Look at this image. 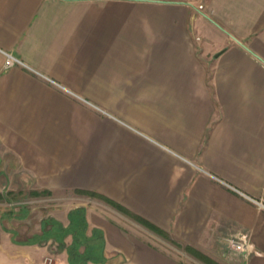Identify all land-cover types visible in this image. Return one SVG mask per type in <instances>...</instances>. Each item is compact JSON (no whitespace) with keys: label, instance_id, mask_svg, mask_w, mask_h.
Listing matches in <instances>:
<instances>
[{"label":"crops","instance_id":"1","mask_svg":"<svg viewBox=\"0 0 264 264\" xmlns=\"http://www.w3.org/2000/svg\"><path fill=\"white\" fill-rule=\"evenodd\" d=\"M196 2L0 0V264H264V0Z\"/></svg>","mask_w":264,"mask_h":264},{"label":"rangeland","instance_id":"2","mask_svg":"<svg viewBox=\"0 0 264 264\" xmlns=\"http://www.w3.org/2000/svg\"><path fill=\"white\" fill-rule=\"evenodd\" d=\"M206 3L205 0H197L196 2L200 10H205ZM9 181L10 180L7 178L0 179V193L3 194L5 198L0 201V215H2L6 221L11 220V222H7V225L14 231L17 229L24 232L25 227L28 226V234H34V232L40 228L41 219H44L49 212L48 208L50 207L47 206L60 204V198L52 196L46 191L35 192L24 189L21 192H16L9 188ZM6 185L9 189H4ZM83 196L84 195L81 194L70 195L68 203L76 205L78 199ZM90 197L99 200L102 199L101 196L95 197L90 195Z\"/></svg>","mask_w":264,"mask_h":264},{"label":"trees","instance_id":"3","mask_svg":"<svg viewBox=\"0 0 264 264\" xmlns=\"http://www.w3.org/2000/svg\"><path fill=\"white\" fill-rule=\"evenodd\" d=\"M48 194H49V193H48ZM88 194L91 195V196H95V197L98 196V197H99V195L96 194V193H88ZM4 199H5V198H4L3 194L0 193V201H2V200H4ZM79 214H81V217H82V220H83V225H84V227L87 228V227H88V224H87V221H86V218H85V215H84L82 209L79 210ZM56 230H57V229H56ZM81 231H82V229L79 227V225L77 224V222H76V220H75L74 218L72 219V222H71L70 228H68V229H64V228H62V229H61V232H62L65 236L70 235V234L73 235L74 241H73V247H72V250H73V249H77V247L82 243V237H81L82 234H81ZM62 243H63V242H62ZM72 252H73V251H72ZM72 255H73V253H72ZM71 263H72V264H78V263H75L73 259L71 260Z\"/></svg>","mask_w":264,"mask_h":264},{"label":"built area","instance_id":"4","mask_svg":"<svg viewBox=\"0 0 264 264\" xmlns=\"http://www.w3.org/2000/svg\"><path fill=\"white\" fill-rule=\"evenodd\" d=\"M4 54L6 56V61H5L6 67L10 68L13 66H21L24 68H28V65L26 63H24L21 59L16 58L15 56H13L12 54H10L8 52H4ZM227 243L236 252H243V251L247 250V248H248L247 243L236 241L233 238L227 239Z\"/></svg>","mask_w":264,"mask_h":264}]
</instances>
